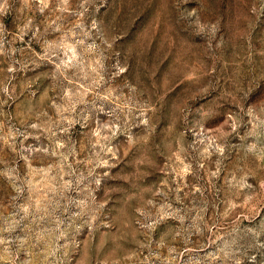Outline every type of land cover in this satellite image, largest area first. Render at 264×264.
Here are the masks:
<instances>
[{"label":"rangeland","instance_id":"rangeland-1","mask_svg":"<svg viewBox=\"0 0 264 264\" xmlns=\"http://www.w3.org/2000/svg\"><path fill=\"white\" fill-rule=\"evenodd\" d=\"M0 264H264V0H0Z\"/></svg>","mask_w":264,"mask_h":264}]
</instances>
